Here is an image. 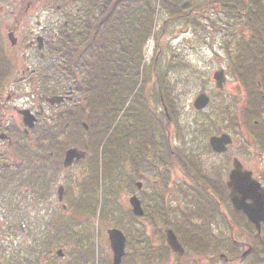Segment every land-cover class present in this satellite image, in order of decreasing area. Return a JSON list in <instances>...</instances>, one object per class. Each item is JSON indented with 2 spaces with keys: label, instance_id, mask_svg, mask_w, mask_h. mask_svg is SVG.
<instances>
[{
  "label": "flooded vegetation",
  "instance_id": "obj_1",
  "mask_svg": "<svg viewBox=\"0 0 264 264\" xmlns=\"http://www.w3.org/2000/svg\"><path fill=\"white\" fill-rule=\"evenodd\" d=\"M21 1H25V6L19 7L16 11H5L0 8L1 16L5 12L10 18L8 24L0 30V224L5 226L4 241L0 242V264H17L19 261L21 264H58L52 249L47 251V262H45L44 249L35 247V243L31 244V242V251L29 247L24 248L23 251L32 257L15 260L11 246L6 241L10 240L12 237L10 231H14V224L20 220L24 221V224L19 226V232L25 237L28 235L29 227L26 228L25 223L27 225L34 218L29 216V213L26 217L23 204L43 207L42 212L50 217L46 224L54 221L55 216L58 221V217H61L58 201L54 199L57 208L49 210L44 208V199L49 194V199L52 201L53 187L56 183L57 188L63 186L65 199L70 186H75V183L78 184L81 192V182L78 179L76 181L75 168L83 162H73L68 168H63L64 151L75 147L74 143L77 140L73 87L69 82H65L63 77L57 82L60 86L43 88L38 81L39 78L36 77L37 72L51 77L65 76L64 73L52 68L53 65L59 66V62L64 63L61 55H55L58 50L55 47L59 46L56 41L60 36L61 39L65 38L63 30L59 33L58 25L55 23L52 27L42 25L38 15L35 14L33 19L36 20L35 26L38 32L29 29L24 34L23 42L26 51H33L36 59L31 62L24 54L15 60L13 57L10 58L12 48H17L21 43L24 20L34 14L35 6L46 0ZM3 40L9 49H5ZM38 41L41 45L40 52ZM63 83L67 85L62 86ZM54 97L53 101H49V98ZM28 114L33 116L31 119H35L32 130L27 127ZM37 131L41 135L39 143L43 144L42 149L29 153L30 145L31 148L37 146L38 137H35ZM48 135L49 139H43V136ZM44 143H47L46 146ZM53 147L55 150L51 151ZM197 178V175H190L187 179L196 181ZM183 187H186L187 193L200 192L188 201H182L184 203L174 199L172 194L169 196L171 201L166 199L162 202L164 208L170 209L165 216L157 214L151 228L149 230L147 228L148 232L143 234L142 238L149 240L148 247L147 241L141 240L140 232L145 217L133 218V224L129 226L133 234L131 243L133 247L129 249L127 236H130L124 233L127 246L121 260L122 264H264V224L259 231L251 226V230L254 231L238 233L236 224H230V219L225 213L221 217L208 215L200 224L188 221L183 223L179 214L174 215L181 212L179 208L187 207L188 210L195 209L193 215L196 216L197 208L205 202L213 201L216 206H220L222 202L228 203L225 185L219 183L218 176L204 188L198 183H185ZM209 188L211 197L205 191ZM166 189L171 192V185L166 186ZM140 192H138L139 198ZM208 196L211 201L205 200ZM13 206L18 208L19 212L15 207L11 210ZM158 211L154 213H159ZM64 215H67V212ZM85 217L91 218L90 215ZM162 220L165 226L157 223ZM198 225L199 232L196 236L192 231ZM34 228L33 235L40 230L39 226ZM167 230H172L181 248L168 246ZM107 249L110 254L105 262L112 264V254L110 248ZM204 251L208 253L207 258Z\"/></svg>",
  "mask_w": 264,
  "mask_h": 264
},
{
  "label": "trees",
  "instance_id": "obj_2",
  "mask_svg": "<svg viewBox=\"0 0 264 264\" xmlns=\"http://www.w3.org/2000/svg\"><path fill=\"white\" fill-rule=\"evenodd\" d=\"M78 1L80 5L86 7L81 24L70 27L65 33L67 37L63 39L60 37L56 41V44L62 47L61 50L68 51L67 76L77 82L79 89L99 88L104 81L114 83L122 97L110 101L105 107L101 104L100 95L93 93V119L86 134L91 137L99 167L106 168L105 166L109 164L111 168L114 166L118 168L123 163H127L137 168L139 164L148 161L145 155L151 152L154 146L153 132L165 130L163 124L156 122L157 119L153 118L149 108L142 102L140 93H134L135 83L141 72L142 47L153 17L159 10L168 14L169 20H174L182 18V8L175 3V0ZM215 1L218 0H210L212 3ZM206 4L202 3L198 6V10L201 11L200 16L207 12L209 7L206 8ZM247 4H252V12L249 14L245 13ZM220 6L218 13L220 18L226 17L229 21L233 18L236 23L244 24L250 33L249 37L244 36L237 40V59H243L238 64H246V67L242 66L241 79L249 82L250 86L253 84L256 87L255 85L259 83L264 88L262 1L222 0ZM189 7H192L191 3ZM210 7L214 8V6ZM191 15L189 13L187 19ZM231 23L230 21L225 25L215 18L204 22L198 17H194L191 22L208 33L220 32ZM216 24H220L221 27H217ZM104 25H107L108 29H104ZM77 39L81 40L78 42ZM226 40L225 44L228 45L227 37ZM172 61L174 62L175 59ZM248 65L252 73H247ZM165 87L164 84L160 88L164 97ZM262 92V95L255 89L248 92L242 106L245 109L244 117L257 119L263 125L264 89ZM129 98L131 101L125 107ZM261 130L262 127H259L260 134ZM84 144L86 145L85 142ZM163 148L167 151L166 143ZM155 163V160H152L149 167L154 168ZM131 177L132 175L129 178Z\"/></svg>",
  "mask_w": 264,
  "mask_h": 264
},
{
  "label": "rangeland",
  "instance_id": "obj_3",
  "mask_svg": "<svg viewBox=\"0 0 264 264\" xmlns=\"http://www.w3.org/2000/svg\"><path fill=\"white\" fill-rule=\"evenodd\" d=\"M191 1L192 5H195L198 2H202L205 0ZM57 3L58 1L55 0H46L41 4L35 6L34 14H32L30 18L24 20V29H21V43L17 48H12V50L10 51V58L13 57V59L15 60L20 55L24 54L26 57L30 58L31 62L36 59L33 51H26V47L24 46L25 42H23L24 34L28 32L29 29L33 30L34 32H38V29L35 26L36 20L33 19L35 17V14L38 15L39 22H41L42 25L52 27V22L55 21L56 24H58V20L61 22L62 17H60L59 12L57 11ZM21 6H25V1L0 0V8L4 9L5 11H16ZM207 15L208 14H206V16ZM8 18L9 17L5 15V12L2 16L0 13V30L4 25L8 24ZM157 18L161 22L163 19H165V15L159 13ZM217 20L222 22L223 24L226 23L224 20L230 22L225 17H218ZM216 26L221 27L220 24H216ZM236 29H238L236 26H231V31L220 30V32L218 31L217 33L214 32L212 34L208 32H202L205 34H199L200 37L198 36V34H196L195 37L197 39H200L202 36L208 39L194 43V46L192 45L191 48H185L187 50H185L184 64L180 65V70L172 75L174 84H172L171 88L178 105V117H175V120L177 121L175 127L179 128L181 133L183 132L185 143L189 144V147L192 149L194 155H201V162L198 160L196 161L204 169L207 166L206 164H204L205 162L218 163L219 168L221 167L220 164L224 163L226 164V173H228L231 169L230 158L232 156H237L245 164V166L249 167L252 170H255L259 162L256 158V155L254 154V151H256L257 153H261L256 146L253 147L250 145L251 138H248V129H245L246 127H250L244 126V129H242L241 127L236 126L237 128L232 129L234 128V124H229V116L234 114V111L236 115L239 113V103L243 100L244 92H248V90L243 85L235 83L234 79L230 76L227 77L226 87L223 92L215 91L213 82L211 81L213 72L220 69V67L225 68L228 63L227 51L230 46L227 47L226 51L225 49L221 50L219 45L222 44L224 46V42H227L226 37L229 39L230 45H236L235 39L238 40L239 38L237 37V31H235ZM196 31H198V29H196ZM192 34L193 30L188 28V38L193 39L194 35L192 36ZM182 39L183 37L180 36L178 45L179 48L181 47L180 41ZM177 43L178 42H174L172 46L176 45ZM2 44L4 45L5 49H9L6 47L4 40ZM231 49H233V46H231ZM51 81L52 80L49 81L50 83L46 82V85H59L56 84L57 81ZM152 82H154V80ZM63 85L65 86L67 85V83H63L62 86ZM153 90V83H151L146 89V96L150 91L152 92ZM250 90H252V87H250ZM201 92L208 94V96L211 98V104L203 112L194 113L191 109V103L194 98ZM183 102L186 104L185 108L181 107V104ZM151 113H154V115L156 114L154 110H152ZM162 116L163 115L160 114L159 117ZM159 123L164 124L162 118H160ZM175 127L173 126L170 128L172 141L178 139L177 134L175 133ZM224 130H227L228 133L234 136L235 145L234 147H232V150H230L225 156H211L205 148V143L207 142L208 136L214 133L219 134ZM37 135L38 131L35 134V137ZM34 140L36 141L37 139L35 138ZM29 142L31 143V141ZM37 150L41 151L39 147L35 146H33L31 149V145L28 149L29 153H34ZM51 150H54V147ZM89 153L90 159L84 163L79 164L75 168L76 170L74 169L76 172V181L78 179V181L81 182V186L82 183L85 182L81 187L83 190L91 189L92 183V180L89 178L88 171L92 169L93 162L91 160V157L94 154L90 151ZM201 163L203 165H201ZM226 175L225 178L227 177ZM105 182L106 186H103V193L100 200L103 203L104 211L102 220L96 218L98 213L93 216L94 211L86 206V204L84 203L85 199L80 194V187L77 183H75V186H70V190L69 192H67L68 195L65 201H67V205L70 209V211L67 213L68 217L62 214L61 217H58V221L57 216H55V218L53 219L54 221H52L50 224H46L50 220V217L48 216V214L42 212L43 207L35 206L34 204H31L29 206L23 204V207H25L24 211L26 217L27 213H29V216H33L34 220L32 222L29 221L27 225L25 223V227L30 228H28V235L26 237L24 236V234H21L19 232V226L22 225L24 221L20 220L18 223L14 224V231H10V235L12 234V237L10 238V240L6 241L11 246V250L14 254L15 260L32 257L26 255L23 249L29 247V251H31L30 242L31 244L34 243L33 232L35 228L33 225H36L42 229L40 230L41 242L38 241V247L40 246V248L43 247L44 249L48 250L62 249L66 257L65 261L71 260L80 263H84L85 261H87L90 264V262H93V259L96 258V263L103 264L107 259L106 257H109L110 254L109 250L107 249L108 241L106 238V230L115 227L117 222L127 220L128 216L130 215L128 211L129 207L127 205V197L132 192V186L131 184H129V182H127L126 179L121 178L120 183H113L114 187L112 185H107V180ZM53 188L54 198H52V201L49 199V194L44 199V208H48L49 210L52 208H57V204L55 205L54 203V199L56 201L55 190L57 188V183ZM115 190H118V192H116ZM14 207L15 206L11 207V210L14 209ZM16 210L18 211V208H16ZM110 214L112 215L111 217ZM12 215H14V211H12ZM86 215H90L91 218L87 219L85 217ZM99 217L101 218L102 216H100L99 214ZM23 219H25V217H23ZM96 219H98V221H96ZM241 220V218L234 219V224H236L238 233L244 232V229L247 226H245V223ZM63 221L70 222L64 223ZM145 226L146 224L143 223L140 228L141 237L144 234ZM150 228L151 227L148 226V230ZM4 231L5 226L3 224H0V242L4 241ZM68 263L70 262H65V264Z\"/></svg>",
  "mask_w": 264,
  "mask_h": 264
},
{
  "label": "water",
  "instance_id": "obj_4",
  "mask_svg": "<svg viewBox=\"0 0 264 264\" xmlns=\"http://www.w3.org/2000/svg\"><path fill=\"white\" fill-rule=\"evenodd\" d=\"M214 79L216 81V87L220 89L222 87V73L218 72L214 75ZM208 103V99L204 95H200L196 98L194 102V107L196 109L204 108ZM28 126L32 127V120L30 116H28ZM210 145L215 152H223L225 151V145L230 143V139L228 136L223 135L221 137H212L210 139ZM83 154L78 152L75 149L69 150L66 152L65 158V166H69L72 163V160L76 158L77 160L82 158ZM235 170L231 172L229 176V182L227 183L228 187L231 189V193L229 195L230 200L234 204V206L238 209L242 208L249 217L254 220V218H259L258 210L262 206V202L257 198L256 192V184L253 183L248 173L240 172V166L234 160ZM61 190L58 191V199H61ZM251 199L253 201V205L248 206L245 204L246 199ZM130 205L133 208V212L135 215H141V210L139 206V202L135 198H131L129 200ZM108 237L110 241V246L113 251V264H119L120 259L123 256L124 249V237L121 232L117 230H109ZM174 240V242H172ZM168 243L175 246V239L173 236H168ZM60 253V252H58Z\"/></svg>",
  "mask_w": 264,
  "mask_h": 264
}]
</instances>
